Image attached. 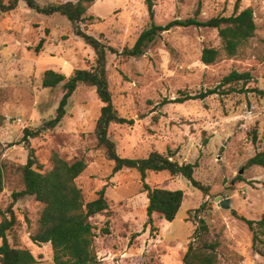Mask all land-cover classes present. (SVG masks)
I'll use <instances>...</instances> for the list:
<instances>
[{
	"label": "rangeland",
	"instance_id": "1",
	"mask_svg": "<svg viewBox=\"0 0 264 264\" xmlns=\"http://www.w3.org/2000/svg\"><path fill=\"white\" fill-rule=\"evenodd\" d=\"M154 4L158 26L230 16L239 4V11L253 9L258 28L244 55L223 57L212 66L202 63V51L206 46L220 48L221 40L216 30L202 27L160 32L136 58L108 55L114 105L130 122L110 128L119 154L143 159L159 152L174 155L172 160L181 165L198 163L194 177L210 188L205 196L183 176L148 173L146 183L152 189L184 193L176 219L167 222L155 215L156 229L148 225L149 200L140 174L125 169L113 175L114 164L98 145L95 130L103 104L94 88L80 85L63 122L53 129L47 126L56 117L64 91L63 85L44 88V72L70 77L76 70H89L96 65L94 50L74 35L65 17L40 15L24 2L12 12H0V162L6 164L0 223L12 206L17 223L9 240L29 249L38 264H54L51 245H36L30 239L42 204L34 198L18 202L12 198L22 190L16 168L27 163L30 149L45 170L51 168L52 152L71 163L85 159L87 169L77 183L87 201L106 189L109 214L91 219L100 264H183L198 218L213 233L224 231L230 248L243 256L241 264H264V257L253 250L249 228L233 216L237 212L259 220L264 215V169L246 167L264 146V94L213 95L204 101L173 103L183 94L195 96L216 88L233 71L250 72L254 80L249 88L264 91V0H154ZM86 16L92 19L81 27L118 52L132 48L151 25L146 0H96ZM41 40L43 47L36 52ZM26 129L40 134L29 139V147L21 143ZM238 176L243 183H235ZM219 198L230 199V209H223Z\"/></svg>",
	"mask_w": 264,
	"mask_h": 264
},
{
	"label": "trees",
	"instance_id": "2",
	"mask_svg": "<svg viewBox=\"0 0 264 264\" xmlns=\"http://www.w3.org/2000/svg\"><path fill=\"white\" fill-rule=\"evenodd\" d=\"M96 0H61L60 3L41 5L36 0H0V12L5 14L17 9L20 2L40 15L52 17L60 15L65 17L73 26L74 35L91 47L96 54V65L89 70H76L73 75L66 77L54 70H47L42 77V85L46 89H55L63 85V96L56 111V117L47 123L49 129L59 126L67 115L70 99L80 85L94 88L103 106L97 121L95 135L98 145L105 150L106 157L113 162L112 174L115 175L125 169L137 171L143 184V191L148 195L147 217L148 225L153 229L154 216L157 215L167 222H173L184 201V193L180 190L152 189L147 183L148 173L168 172L171 175L185 177L196 189L205 196L210 193V188L197 181L194 177L198 163L179 164L172 160L174 155H164L152 152L147 158L129 159L122 157L118 152L116 142L112 139L110 128L112 125H126L130 122L119 115L113 101L108 78V55L113 54L123 59L142 56L147 47L152 44L160 32L170 31L174 27H202L216 30L221 40L220 48L204 47L201 61L206 66L218 63L223 57L236 58L244 55L257 35V24L252 8L239 11V4L235 6L234 14L230 16H217L206 22L196 18L185 21L176 20L166 26L154 23V0H146L150 15L151 25L145 30L132 48H125L118 52L115 48L105 44L101 39L87 33L81 24L87 25L91 17L87 12ZM41 40L36 47L39 52L43 47ZM254 80L250 72L233 71L224 77L214 89L202 92L195 96L183 94L173 103L184 104L192 100H206L213 95L229 96L232 94H264V91L251 89L249 85ZM169 102H165L167 104ZM38 132H24L22 144L29 147L30 138L39 137ZM257 137L254 135V143ZM51 168L45 170L36 158L32 149L25 165L17 166L21 177L22 190L14 192V202L25 198H34L42 204V210L36 221L35 228L30 233L31 241L36 245L50 244L53 250L54 264H100L95 246V227L91 219L95 216L109 214L110 205L106 198V189L98 192V197L87 201L83 190L77 180L86 171L85 159L69 162L58 152L51 154ZM248 168L260 167L264 169V146L247 162ZM6 164L0 162V195L5 189ZM242 176H238L235 183H243ZM200 213V210H197ZM9 214V216H7ZM236 219L247 225L253 235V250L264 257V215L259 220H249L233 212ZM17 219L12 206L7 214L3 215L0 223V263L1 264H38L32 252L12 244L9 235ZM243 256L235 252L227 244L224 231L213 233L206 221L198 218V225L193 235V240L183 257V264H241Z\"/></svg>",
	"mask_w": 264,
	"mask_h": 264
},
{
	"label": "water",
	"instance_id": "3",
	"mask_svg": "<svg viewBox=\"0 0 264 264\" xmlns=\"http://www.w3.org/2000/svg\"><path fill=\"white\" fill-rule=\"evenodd\" d=\"M217 201L220 203V206L223 209H226V210L230 209V207H231V201H230V199H227V198L220 199L219 198Z\"/></svg>",
	"mask_w": 264,
	"mask_h": 264
}]
</instances>
